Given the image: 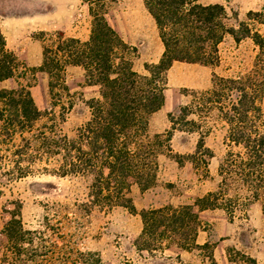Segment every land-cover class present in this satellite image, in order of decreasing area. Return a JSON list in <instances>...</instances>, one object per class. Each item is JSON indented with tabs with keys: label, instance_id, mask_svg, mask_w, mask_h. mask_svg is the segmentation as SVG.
I'll return each mask as SVG.
<instances>
[{
	"label": "trees",
	"instance_id": "1",
	"mask_svg": "<svg viewBox=\"0 0 264 264\" xmlns=\"http://www.w3.org/2000/svg\"><path fill=\"white\" fill-rule=\"evenodd\" d=\"M84 1L91 15L88 39L66 36L60 30L34 34L42 42V62L32 70L49 76L51 93L60 88L70 95L65 70L69 65L79 66L85 84L97 85L99 94L86 101L88 116L69 136L54 120L49 126L35 128L49 111L39 109L27 87L0 89V138L14 147L12 170L25 176L35 164L46 163L45 170L55 175L89 180L87 211L124 206L135 212L131 186L137 184L144 190L155 184L157 155L164 147L172 152L169 142L176 129L200 128L197 119L189 118L196 112L185 105L168 115L171 126L164 136L166 144L160 133L149 134L151 115L165 103L170 67L175 61L217 64L219 44L227 35L236 42L251 38L259 51L250 72L236 77L215 75L209 89L194 91L199 111L216 110L226 126L227 151L219 161L215 188L192 203L142 209L137 247L151 250L156 243L161 247L166 237L174 235L182 249L209 248L208 242H196L199 211L223 209L232 221L238 208L259 202L264 212V34L247 21L230 24L220 3L143 0L164 50L157 62L145 63V72L139 73L133 67L136 47L108 21L109 4L114 0ZM248 19L264 25V9L250 11ZM22 67L0 30V81L14 77ZM197 153L203 157L198 158ZM213 156L212 149L199 138L194 153L174 157L179 164L191 161L199 166L201 162L207 165ZM3 232L7 242L2 260L8 264H103L95 253L49 243L44 230L25 228L19 212L11 214Z\"/></svg>",
	"mask_w": 264,
	"mask_h": 264
},
{
	"label": "rangeland",
	"instance_id": "2",
	"mask_svg": "<svg viewBox=\"0 0 264 264\" xmlns=\"http://www.w3.org/2000/svg\"><path fill=\"white\" fill-rule=\"evenodd\" d=\"M199 2L223 4L230 24L247 21L264 34V25L248 19L250 11L264 9V0ZM107 18L121 37L136 47L133 60L136 71L144 73L145 63L160 59L164 46L143 0H114L109 4ZM90 28L91 15L84 0H0V30L6 36L9 49L24 64L14 77L0 81V89L23 85L31 91L39 109L49 111L35 124L36 129L49 126L54 120L64 133L74 135L88 116L86 101L98 96L99 87L86 85L83 69L69 65L64 77L70 95L60 88L51 93L49 76L32 70L42 62V42L34 34L60 30L66 36L86 40ZM46 42L52 44L51 40ZM258 51L251 38L236 42L227 35L219 44L217 64L173 63L168 71L165 103L151 115L149 134L160 133L166 144L164 136L171 126L168 115L185 105L196 112L189 118L197 119L200 128L198 131L176 129L169 142L172 152L164 147L157 155L155 184L144 190L137 184L131 186L129 195L135 212L124 206L94 207L87 211L84 204L88 202L89 180L55 175L45 170L46 163H37L27 175L19 176L12 170L14 147L0 138V264H8L2 260L7 242L3 227L13 212L20 213L25 228L44 230L49 243L95 253L103 264H264V212L259 202L238 208L232 221L223 209H207L202 213L196 240L199 245L208 242L209 248L182 249L174 235L166 237L161 247L158 243L151 250L137 247L143 226L142 209L192 203L196 197L215 188L219 161L227 151L226 126L216 110L199 111L194 91L209 89L215 75L247 74L257 62ZM261 107L264 123V96ZM199 138L214 152L207 159L208 164L201 162L196 166L191 161L179 164L174 156L194 153ZM15 141H19L18 136ZM197 157L203 155L197 153Z\"/></svg>",
	"mask_w": 264,
	"mask_h": 264
},
{
	"label": "crops",
	"instance_id": "3",
	"mask_svg": "<svg viewBox=\"0 0 264 264\" xmlns=\"http://www.w3.org/2000/svg\"><path fill=\"white\" fill-rule=\"evenodd\" d=\"M76 37V36H75ZM79 38V37H78ZM163 53V52H162ZM191 64H195V63H191ZM172 66H173V64H172ZM172 66L170 67V69L168 70V71H170L171 70V68H172ZM167 83H168V72H167ZM89 86H97V85H89ZM214 210H216V209H213V210H211V211H214ZM206 211H208V210H203V211H199V218H201V215H202V213H205ZM198 237V236H197ZM196 242L198 243V240H196ZM204 243V241L201 243V244H203ZM200 244V245H201Z\"/></svg>",
	"mask_w": 264,
	"mask_h": 264
}]
</instances>
